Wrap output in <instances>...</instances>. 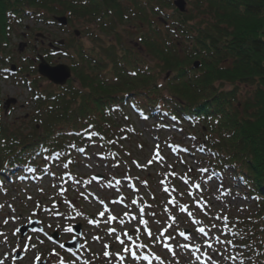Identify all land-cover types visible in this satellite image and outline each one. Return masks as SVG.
Here are the masks:
<instances>
[{
  "label": "trees",
  "instance_id": "trees-1",
  "mask_svg": "<svg viewBox=\"0 0 264 264\" xmlns=\"http://www.w3.org/2000/svg\"><path fill=\"white\" fill-rule=\"evenodd\" d=\"M185 2L182 12L173 0H0V71L12 25L25 17L94 25L84 29L89 44L72 33L64 85L39 89L36 65L21 68L35 76L21 77L31 107L12 116L0 103V181L40 177L95 143L103 159H118L128 140L120 114L130 107L191 136L211 177L243 187L254 209L216 217L220 226H208L220 232L207 246L228 251L232 264H264V0ZM40 51L51 60L48 46ZM166 144L182 166L194 152L182 140Z\"/></svg>",
  "mask_w": 264,
  "mask_h": 264
},
{
  "label": "rangeland",
  "instance_id": "rangeland-1",
  "mask_svg": "<svg viewBox=\"0 0 264 264\" xmlns=\"http://www.w3.org/2000/svg\"><path fill=\"white\" fill-rule=\"evenodd\" d=\"M187 7L185 2L183 11ZM65 19V24L54 19L55 24L25 17L12 25L8 62L0 71V103L12 116H23L31 107V92L21 77L34 76L23 70L37 68L39 57L44 59L41 47L53 51L47 63L67 65L72 50L63 53L73 34L90 43L84 29L94 25L79 20V28ZM38 75V87L44 89L50 81ZM120 116L128 140L118 159H103L95 143L65 165L53 162L40 177L0 181V264H232L228 251L207 246L218 232L208 225L219 227L216 217H240L254 209L243 187L229 177H211L201 161L206 156L195 151L191 136L168 123L158 127L154 118L137 116L130 107L124 106ZM178 140L194 150L182 154L184 166L166 144ZM33 221L22 235L20 229ZM75 238L76 249L62 247Z\"/></svg>",
  "mask_w": 264,
  "mask_h": 264
},
{
  "label": "water",
  "instance_id": "water-1",
  "mask_svg": "<svg viewBox=\"0 0 264 264\" xmlns=\"http://www.w3.org/2000/svg\"><path fill=\"white\" fill-rule=\"evenodd\" d=\"M174 6L177 7L180 11L184 10L185 1L184 0H174ZM56 21H59L61 24L66 23L65 17H57L55 18ZM194 66L198 67V62H194ZM14 70V67H11ZM37 72L41 76L47 78L50 82H52L55 85H64L66 81L70 78L71 72L70 68L66 64H56V65H50L47 63L41 56L39 57V63L37 64ZM14 100H7L6 105L9 104V102H13ZM35 225V221H33L31 224L27 226H23L21 230V234L23 235L24 232L27 229H32ZM79 233V232H76ZM55 236V234L53 235ZM56 237V236H55ZM77 238L73 239L72 241H68L64 244L65 247H73L74 249L77 248ZM38 264H44V261L38 262Z\"/></svg>",
  "mask_w": 264,
  "mask_h": 264
},
{
  "label": "snow or ice",
  "instance_id": "snow-or-ice-1",
  "mask_svg": "<svg viewBox=\"0 0 264 264\" xmlns=\"http://www.w3.org/2000/svg\"><path fill=\"white\" fill-rule=\"evenodd\" d=\"M133 75H135V73H133ZM101 215H103V213H101ZM68 231H70V229H68ZM200 231L201 232H203V229H200ZM107 247V246H106ZM186 247V246H185ZM105 255L107 256V255H109V253L108 252H105Z\"/></svg>",
  "mask_w": 264,
  "mask_h": 264
},
{
  "label": "bare ground",
  "instance_id": "bare-ground-1",
  "mask_svg": "<svg viewBox=\"0 0 264 264\" xmlns=\"http://www.w3.org/2000/svg\"><path fill=\"white\" fill-rule=\"evenodd\" d=\"M71 72V71H70ZM71 77V76H70Z\"/></svg>",
  "mask_w": 264,
  "mask_h": 264
}]
</instances>
